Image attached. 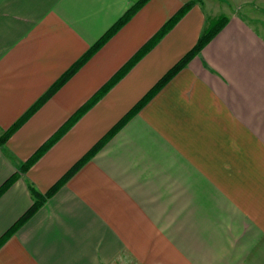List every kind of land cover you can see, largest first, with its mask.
<instances>
[{"label": "crops", "instance_id": "1", "mask_svg": "<svg viewBox=\"0 0 264 264\" xmlns=\"http://www.w3.org/2000/svg\"><path fill=\"white\" fill-rule=\"evenodd\" d=\"M136 1L0 0V137ZM190 1L150 0L0 146V188L17 176L0 240L93 152L0 264H264V0H195L22 171ZM218 16L226 26L128 119Z\"/></svg>", "mask_w": 264, "mask_h": 264}, {"label": "trees", "instance_id": "2", "mask_svg": "<svg viewBox=\"0 0 264 264\" xmlns=\"http://www.w3.org/2000/svg\"><path fill=\"white\" fill-rule=\"evenodd\" d=\"M150 0H137L132 6L128 9V11L118 20L114 26L108 30L94 45L90 47V49L84 54L71 68L70 70L64 74V76L55 83V85L7 132H5L0 137V146L7 142L9 137L15 133L28 119L31 118L33 114L51 97L54 93L60 89L75 73L79 71L101 48L127 23L133 18L137 12L143 8ZM196 4L195 0H192L185 4L181 10L176 14V16L169 22L161 31L152 38L147 45L141 50V52L131 60L104 88L99 94L89 103L85 108H83L79 113H77L59 132L57 136H55L51 141H49L45 146H43L28 162L23 164L22 171H28L43 155L44 153L50 149L60 138L66 133L73 125L83 116V114L92 107L100 97H102L106 92H108L117 82H119L134 65L141 60L147 53L150 51L157 42L163 38L167 32L173 27V25L178 22L183 16H185ZM227 17H223L217 22L210 26L206 27L201 34L199 42L194 50L184 58L179 64H177L159 83L155 86V88L151 91L149 96L138 104L135 109L129 114L128 119L134 115V113L145 103H147L156 93L159 91L171 78H173L179 70H181L190 59L199 53L213 38L217 33L226 26ZM108 139V138H107ZM93 152L89 154L85 159H83L79 164H77L46 196L38 195L40 199L33 208L23 216L17 224L0 240V247L6 242V240L14 233L16 227L25 222L35 211H37L42 204V200H45V197H51L56 191L59 190L77 171L81 168V166L92 156ZM17 176L10 178L6 181L2 187L0 188V197L14 184Z\"/></svg>", "mask_w": 264, "mask_h": 264}, {"label": "rangeland", "instance_id": "3", "mask_svg": "<svg viewBox=\"0 0 264 264\" xmlns=\"http://www.w3.org/2000/svg\"><path fill=\"white\" fill-rule=\"evenodd\" d=\"M231 7L233 8V9H236L232 4H231ZM239 11H242V13L245 11V10H239ZM259 12V10L258 11H256V12H254V13H258ZM223 17H225V16H218V17H216V19L215 18H213V19H210V26H212V25H214L216 22H217V20H219V19H221V18H223ZM255 23V22H254ZM209 26V27H210Z\"/></svg>", "mask_w": 264, "mask_h": 264}]
</instances>
